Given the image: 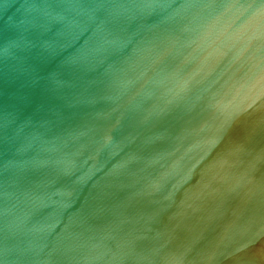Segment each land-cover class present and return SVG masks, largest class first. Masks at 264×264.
Here are the masks:
<instances>
[{
  "label": "water",
  "instance_id": "water-1",
  "mask_svg": "<svg viewBox=\"0 0 264 264\" xmlns=\"http://www.w3.org/2000/svg\"><path fill=\"white\" fill-rule=\"evenodd\" d=\"M0 264H264V0H0Z\"/></svg>",
  "mask_w": 264,
  "mask_h": 264
}]
</instances>
